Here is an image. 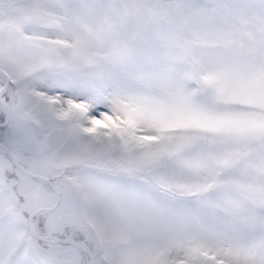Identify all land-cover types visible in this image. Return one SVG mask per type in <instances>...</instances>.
<instances>
[{"label": "snow or ice", "instance_id": "obj_1", "mask_svg": "<svg viewBox=\"0 0 264 264\" xmlns=\"http://www.w3.org/2000/svg\"><path fill=\"white\" fill-rule=\"evenodd\" d=\"M0 264H264V0H0Z\"/></svg>", "mask_w": 264, "mask_h": 264}, {"label": "rangeland", "instance_id": "obj_2", "mask_svg": "<svg viewBox=\"0 0 264 264\" xmlns=\"http://www.w3.org/2000/svg\"><path fill=\"white\" fill-rule=\"evenodd\" d=\"M77 2L83 5H93V4L111 5V4L121 3L123 2V0H77Z\"/></svg>", "mask_w": 264, "mask_h": 264}]
</instances>
